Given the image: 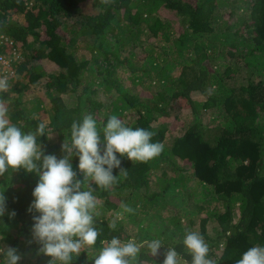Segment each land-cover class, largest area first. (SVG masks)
Segmentation results:
<instances>
[{"label": "trees", "instance_id": "1", "mask_svg": "<svg viewBox=\"0 0 264 264\" xmlns=\"http://www.w3.org/2000/svg\"><path fill=\"white\" fill-rule=\"evenodd\" d=\"M0 30L23 55L0 99L22 131L46 122L37 137L44 154L62 158L71 124L85 115L102 129L115 114L164 145L144 162L117 154V182L107 190L92 183L102 232L71 264H94L100 241L113 236L162 240L161 255L145 247L134 264H162L168 247L179 264H190L187 231L203 235L218 264L264 246V0H37L31 9L23 0H0ZM10 49L3 44L0 52ZM32 92L38 95L26 97ZM71 163L83 181L79 158ZM38 181L23 168L0 176V247L18 249L19 264L52 259L29 243Z\"/></svg>", "mask_w": 264, "mask_h": 264}, {"label": "clouds", "instance_id": "2", "mask_svg": "<svg viewBox=\"0 0 264 264\" xmlns=\"http://www.w3.org/2000/svg\"><path fill=\"white\" fill-rule=\"evenodd\" d=\"M23 1L29 9L37 2ZM1 35L13 40L7 34ZM7 47H11L10 51L16 47L22 60L18 43ZM9 87V78L0 77V92H7ZM46 128V122L41 121L34 131H22L11 124L6 102L0 99V176H4L9 169L20 168L36 173L39 181L32 192L34 200L28 208L34 221L32 241L29 243H37L38 253L52 258L49 264H71L83 249L96 244L102 232L95 225L93 213L97 198L93 195L92 183L107 190L117 182L118 176L113 174V169L121 166L117 154L134 163L144 162L160 155L164 145L152 142L156 133L141 127H128L115 114L108 118L102 129H98L92 115H85L82 121L71 124L70 137L65 136L61 144L63 155L58 159L56 155L44 154L43 146L37 142L38 136L46 134ZM73 156L79 158L78 168L83 174V181L76 178L77 172L71 163ZM126 173L121 169L120 174ZM122 207L126 212L134 211L127 205ZM5 212L6 197L0 193V217ZM15 215V211L9 213L10 218ZM115 226L116 219H113L108 227L115 229ZM100 243L102 248L92 258L94 264H134L141 249L146 247L152 257H157L161 255L160 249L164 248L158 238L137 242L135 237L125 241L113 236ZM183 244L191 254L190 264H218V260L210 256L209 245L200 233L187 231ZM0 256H3V264H19L22 258L18 249L11 246L0 247ZM163 256L162 264H179V253L175 248H165ZM235 264H264V246L249 248Z\"/></svg>", "mask_w": 264, "mask_h": 264}, {"label": "built area", "instance_id": "3", "mask_svg": "<svg viewBox=\"0 0 264 264\" xmlns=\"http://www.w3.org/2000/svg\"><path fill=\"white\" fill-rule=\"evenodd\" d=\"M3 44L9 46L14 45L13 40L5 35L0 36V48ZM21 59L20 53L16 47L7 54L0 52V77L7 76L9 79L14 77L13 63L19 62Z\"/></svg>", "mask_w": 264, "mask_h": 264}, {"label": "rangeland", "instance_id": "4", "mask_svg": "<svg viewBox=\"0 0 264 264\" xmlns=\"http://www.w3.org/2000/svg\"><path fill=\"white\" fill-rule=\"evenodd\" d=\"M89 4H90V5H89ZM88 5H89L90 8H91V7H94L96 4H95V3H92V5H91V3H88L87 6H88ZM89 6H88V7H89ZM90 8H88V9H90ZM14 17H16V15H14ZM17 17H19V16L17 15ZM171 18H172V20L175 19V17H172V16H171ZM21 19H22V18H21ZM2 33H3V32L0 30V35H1ZM148 35H150V34L147 33V34L144 35L145 39H148V38H149ZM150 39H152V41L159 42L158 39H156L155 37H150ZM84 51H85V50L83 49L82 52L85 54L87 51H85V52H84ZM86 55H87V54H86ZM47 68H48V69H51V68H52V65H51V64H48ZM14 71H15V70H14ZM175 71H177V69H176ZM34 87L36 88L37 86H34ZM27 95H28V97H33V96H37L38 93H37V92H32V93H28V94L26 93V97H27ZM64 97H66L67 99H69L68 94H67V95H64ZM55 137H57V134H54V138H55ZM179 162H180L181 166H183L184 168L187 167V168H185V169H187L186 172H187V171H189V172L192 171V169L190 168V165H189L188 163H186V162H184V161H181V160H180ZM184 172H185V170H184Z\"/></svg>", "mask_w": 264, "mask_h": 264}]
</instances>
